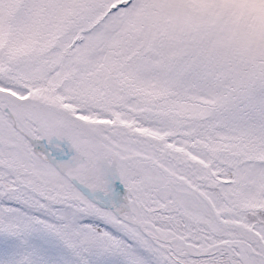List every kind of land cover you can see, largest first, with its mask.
I'll list each match as a JSON object with an SVG mask.
<instances>
[{
	"label": "snow or ice",
	"instance_id": "obj_1",
	"mask_svg": "<svg viewBox=\"0 0 264 264\" xmlns=\"http://www.w3.org/2000/svg\"><path fill=\"white\" fill-rule=\"evenodd\" d=\"M0 264H264V0H0Z\"/></svg>",
	"mask_w": 264,
	"mask_h": 264
}]
</instances>
